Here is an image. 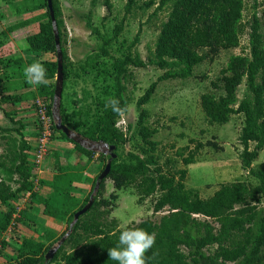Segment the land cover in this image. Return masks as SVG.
<instances>
[{
    "label": "trees",
    "instance_id": "16d2710c",
    "mask_svg": "<svg viewBox=\"0 0 264 264\" xmlns=\"http://www.w3.org/2000/svg\"><path fill=\"white\" fill-rule=\"evenodd\" d=\"M29 1L31 0H22L26 8L18 4L15 12L43 8L46 9L43 16L47 21L42 22L36 35L27 38V50L56 55L55 34L47 0H40L42 3L34 7L29 6ZM52 1L62 49L64 88L69 78L65 23L60 1ZM134 3V0H128L126 12L131 10ZM103 4L110 13V0H104ZM152 4L150 1L147 6ZM165 7H169L170 11L167 19L160 25L153 57L149 61L164 73L136 102L140 111L133 136L139 140L136 146L139 151L128 152L120 162L118 156L112 159L110 171L100 181L93 205L76 222L73 223L74 215L88 203L92 191L84 200L73 196L72 183L77 178L74 169L72 166L58 165L53 180L42 182L43 186L49 188V196H40L34 190L33 166L25 154L31 150L24 139L25 126L20 118H16L15 112L3 111L11 127H0L1 138L6 141L7 146L0 154V206L4 208L0 211V235L10 226L15 230L17 223L24 218L28 205L19 212V218H15L18 212L14 201L27 192L31 194L29 202L41 205L45 216L65 221L68 228L73 223L71 233L51 260L45 261V254L51 246L32 238L18 237L14 238L20 244L16 257L7 264H117L109 258L108 249L116 246L120 232L124 229H118L113 222L104 219L113 208L112 200L117 198L116 194H111L110 199L103 196L106 179H110L117 190L136 183L141 198L156 199L154 213L166 211L158 221L146 219L125 228H140L154 234L155 243L145 253L146 264H264V163L254 165L264 149V16L262 20L257 14L252 17L250 55L230 56L220 76L212 83L214 89L220 90V94L206 92L200 97L202 111L210 125L222 126L228 124L233 116L242 115L243 125L238 137L243 148L240 158L256 184L250 185L245 181L224 183L211 196L203 198L199 190L186 187L185 168H171L177 161L160 163L157 156L158 142L153 140L157 129L147 124L144 106L149 103L160 82L192 78L194 69L204 61H212L221 50L239 47L244 2L160 0L157 10ZM86 25L103 41L101 54L108 55L107 46L122 31V23L115 27L110 38L102 36L90 19H87ZM138 41L139 35L134 38L129 49L134 48ZM2 45L0 42V48ZM35 62L41 63L46 69L48 83L37 86L35 93L30 94L34 98H42L44 103L48 102L47 112L52 116L55 84L50 81L56 77L57 61L29 60L27 65ZM16 63L18 58H7L0 54V72ZM146 65L138 54L132 53L115 60L112 64L114 87L112 90H104L103 97L97 99L98 112L94 120L80 122L66 112V107L61 102L59 113L62 124L90 141L114 146L113 153L116 154L120 146L129 143V138L117 124L130 104V99L125 96L123 81L130 76L131 66L141 68ZM104 72L108 73L109 70ZM242 84L246 87V93L239 100L238 88ZM3 92L2 89L0 109H3V103L20 102L25 98L24 95H3ZM110 99L119 101L122 110L120 113L106 107ZM131 128L132 126H127L128 131ZM53 132L60 133V137L73 146V152L88 157V160L95 156L94 152L56 130L55 125ZM252 143L254 147L251 149ZM206 145L214 150L222 149L216 142H208ZM201 147L203 145L198 143L196 150H191L188 156L183 155L187 146L177 153L184 166L194 163ZM99 158L109 160L110 155L99 154ZM97 179L98 177L92 184V190ZM0 243L4 245L5 241Z\"/></svg>",
    "mask_w": 264,
    "mask_h": 264
},
{
    "label": "rangeland",
    "instance_id": "374dc122",
    "mask_svg": "<svg viewBox=\"0 0 264 264\" xmlns=\"http://www.w3.org/2000/svg\"><path fill=\"white\" fill-rule=\"evenodd\" d=\"M13 1V3H9L0 0V42L3 43L2 47H6L5 43L7 42L8 48L11 49L6 48L7 51H4V53L12 52L11 58H18V63L11 66L12 69L8 75L7 73L0 74V86L1 82L7 80L9 75H13L18 80L10 83L11 95H24L25 98L20 102L9 103L8 107L7 103H3V111H7L8 108L9 112H15L16 118H20L25 126L23 132L33 130L34 134L37 135L33 138V143L28 140L26 135L24 137L31 144L32 150L30 151L33 155L29 158V161L34 166V170L37 169L39 170L38 172H41V167L45 166L47 160L52 162L49 170L55 172V174H57V165L59 163L63 167L72 166L74 174L81 175L88 186L87 190L81 193L84 196L82 200L88 197L90 191H92L91 195L95 196L97 191H95V188L92 190V184L96 177H99L104 171L108 162L106 159L99 158V154L108 155L106 154L107 148H101L105 153L98 149H89L99 159L98 162L92 164L91 160L87 159L88 157L73 152L70 148L61 147V145L58 148L55 143L57 141L64 143L66 140L60 137V133H54L48 144L46 155L39 164L34 162L37 159V146L41 130L38 110L40 105H47L48 102L44 103L42 98H34L30 93H22L24 85L30 84L26 82L24 75V69L28 66L27 62L29 60H25L22 57L21 48H27V38L31 35L25 37L27 35L25 32L20 35H14V32L31 22H38L37 31L39 32L42 21L46 22L47 18L41 15L19 22L18 16L33 11L17 13L15 10L19 6L18 4H21L24 8L26 6L22 0ZM59 1L65 23V49L69 58V78L63 88L59 102L60 105L62 102L66 107V112L69 115H73L75 119L78 118L80 122L94 120L98 112L96 107L97 99L103 97L104 90H112L114 87L112 64L115 60L122 59L126 54L132 53L133 55L138 54L147 64L141 68L131 66L129 68L130 76L123 81L126 87L125 96L130 99V104L119 117L117 124L118 128L129 138V143L125 146H120L115 154L119 157L118 162H120L126 157L128 152L139 151L136 147L139 140L133 136L140 111L136 102L145 93V90L164 73V71L151 65L149 61L153 57L154 45L160 25L167 19L170 8L165 7L163 10H157L160 0H134L135 3L131 10L126 12L128 0H110L112 9L109 13L103 4L104 0ZM150 1L153 4L147 6ZM243 2L244 11L239 47L221 50L212 61H204L194 69L192 78L160 82L151 100L144 106L147 111V124L157 129L153 140L158 142L157 156L160 163H166L168 160L177 161L176 164L170 167L172 169L185 168L187 170L186 187L199 190V194L203 198L211 196L224 183L245 181L250 185L256 184L254 178L248 174V170L243 167L240 158L243 148L239 143L238 137L243 125L242 115L233 116L228 124L222 126L210 125L200 104V97L203 93L216 92L220 94V90L214 89L212 83L220 76V72L225 68L230 56L250 55V24L254 14H257L259 19H263L264 0H243ZM40 3H42L40 0H31L29 1V6L34 7ZM87 19L91 20L93 27L105 38L112 37L115 27L122 23V31L107 46L108 55L101 54L103 41L87 27ZM137 35H139V41L130 50L129 46ZM18 40H21L22 43ZM1 54L3 55V53ZM52 60L57 61L56 55L52 54ZM105 70H109V72L105 73ZM50 82L56 84V77ZM3 88L6 89L4 86ZM9 90L5 91L10 92ZM36 90L37 86H35L33 94ZM245 93L246 87L242 84L238 88L239 100L243 99ZM26 110L30 112L32 117L28 122L25 117L18 114L26 112ZM75 113L78 115L76 116ZM0 116V126L5 127L7 125V117L4 114ZM50 119L54 124L56 123L54 116H51ZM128 125L132 126L130 131L127 130ZM12 126L14 125L12 124ZM1 137L2 134L0 132V154L7 148L6 141L2 140ZM81 138L86 139L82 136ZM208 142H216L222 149L214 150L206 145ZM91 143L96 142L91 141ZM198 143H201L203 147L199 149L194 163L184 166L177 153L187 146L188 149L183 151V155L188 156L191 150H196ZM253 147L254 144L252 143L250 148L252 149ZM72 155L79 156L80 159H86L80 160L78 158L77 160L72 158ZM260 163H264V149L254 165ZM1 172L2 170L0 169V174ZM44 187L43 185L39 187L36 185L34 190L40 196H49L50 190ZM75 191L76 189L74 188L73 192ZM111 194H116L117 198L112 200L113 208L104 219L108 222H113L118 229H125L127 226L137 224L146 219L158 221L166 213L165 210L154 213L153 206L156 199L151 197L141 198L142 195L136 188V183L128 184L121 190H117L114 188L112 181L106 179L103 196L110 199ZM32 204L34 203L32 202ZM35 205H38V203H35ZM14 206L18 211L20 209L23 210L22 206L27 205H24L22 200L19 199L14 201ZM37 207L38 211H36L35 206L34 208L31 207L30 210L29 208L26 209L24 218L17 223L15 230L13 226H10L8 230L0 235V242L5 241L4 245L1 244L0 250L2 264H7L16 257V250L20 247V244L14 239V236L39 240L52 248L67 234L70 226L68 228L65 221L54 223L42 214V209L39 205ZM3 209L0 206V211ZM15 218H19V213L15 214ZM22 223L25 226L23 231H21L19 225L21 224L22 226Z\"/></svg>",
    "mask_w": 264,
    "mask_h": 264
},
{
    "label": "crops",
    "instance_id": "0c3cea01",
    "mask_svg": "<svg viewBox=\"0 0 264 264\" xmlns=\"http://www.w3.org/2000/svg\"><path fill=\"white\" fill-rule=\"evenodd\" d=\"M24 12V11H23ZM45 12H46V9H43V8H41V9H38V10H35V11H33V12H31V13H24V15H22V16H18L17 17V19L19 20V22H21V21H25V20H27V19H30V18H32V17H39V16H41V15H43V14H45ZM7 20V19H6ZM42 22H44V21H42ZM38 23V22H37ZM36 22H31L30 24H28V25H26V26H24L23 28H21V29H19V30H17L16 32H14V35H20L22 32H25V34H27V35H25V37L26 36H28V35H33V34H35V33H37L38 31V26H39V24H37ZM20 31V32H19ZM11 41V40H10ZM18 41H20L21 43H22V41L21 40H18ZM20 42H19V45H20ZM14 43H16V42H14ZM27 45V44H26ZM5 46L6 47H2L1 49H0V54L1 53H3V55L5 56V57H7V58H9V57H11L12 56V52H8V53H4V51H7V49H11V48H8V46H7V42L5 43ZM21 47V46H20ZM7 48V49H6ZM22 50H21V52H23V55H22V57L25 59V60H38V59H41V60H46V61H53L52 60V54L51 53H48V52H34V51H29V50H27V48L26 47H23V48H21ZM8 50V51H9ZM14 55V54H13ZM20 55V54H19ZM12 68L10 67V68H8V69H3V70H1V72H0V74H4V73H7V75H8V73H10L9 71L11 70ZM14 71V70H13ZM16 80H18L17 79V77H15V76H13V75H9L8 77H7V80H4L3 82H1V87H0V94H1V91H2V89L4 90V92H3V95H11V89H10V83L11 82H13V81H16ZM5 84V85H4ZM4 87H6V89L5 88H3V86ZM24 85V84H23ZM10 89V90H9ZM5 90H9L10 92H6ZM35 90V86H33V85H27V86H25L24 85V89L22 90V93H32L33 91ZM4 107V105H2V108ZM7 107H8V104H7ZM9 107H10V105H9ZM1 111H0V115H2V114H4V112H3V109H0ZM7 112H9V110H8V108H7ZM2 113V114H1ZM18 114H21V116H23V117H25L26 118V120H27V122H28V120H30V119H32V117H31V114H30V112H28L27 110H26V112H23V113H18ZM5 116V115H4ZM0 119H1V116H0ZM5 126H7V127H11V123L9 122V119L7 118V125H5ZM1 127V126H0ZM23 134H24V137H25V135L27 136V138H28V140L31 142V143H33L34 142V140H33V138H35L37 135L36 134H34V132H33V130H27V132H23ZM29 141H27V143L29 144V145H31L30 144V142ZM55 143V142H54ZM53 143V144H54ZM55 145H57V147L59 148V146L61 145V147L62 146H64V148L65 147H67V148H70L71 150H73V146L68 142V141H65L64 143H62V142H56L55 143ZM31 150H32V148H31ZM25 154L27 155V157H28V160H29V158L33 155L32 153H31V151L29 150V151H26L25 152ZM72 158H74V159H77L78 160V158H79V156H76V155H72ZM48 159V158H47ZM80 159V158H79ZM82 159H86V158H81L80 160H82ZM98 157H97V155L96 156H94L92 159H91V162H92V164H94L95 162H98ZM49 160H47L46 162H45V166L43 167H41V172H38L39 170H34L33 171V175H34V184H35V187H36V185L39 187V186H41L42 185V182H51L52 180H53V178H54V176L56 175L55 174V172H52V171H50L49 170V167L50 166H52V162L50 161V162H48ZM30 162V161H29ZM48 162V164H47V166H46V163ZM31 163V162H30ZM61 163H59V165H60ZM58 166V165H57ZM61 166H63L62 164H61ZM34 169V168H33ZM56 173H57V171H56ZM84 175H85V173H84ZM76 177L78 178H76V180L72 183V186H73V188H75L76 189V191L75 192H73L72 193V195L73 196H75L76 198H78V199H82V198H84V196H83V194H81L82 192H84L85 190H87V183L84 181V178H82V176L81 175H78V174H76ZM45 189H47V190H49V188H46V187H44ZM36 189V188H35ZM81 191V192H80ZM30 197H31V195H30ZM30 197H29V199H30ZM32 202L33 201H31V202H25L24 203V205L26 204V205H28V207H27V209L29 208V210H30V208L32 207V208H34V206L36 207V211H38V205H35V202H33L34 204H32ZM40 206V208L42 209V206L41 205H39ZM23 207V209L24 208H26V206H22ZM28 210V211H29ZM42 214H43V212H42ZM44 215V214H43ZM45 216V215H44ZM45 217H47V216H45ZM48 219H50L51 221H53L54 223H62L63 221H59V220H55V219H52V218H49V217H47ZM20 225V228H21V231H23L24 230V227L25 226H23V223H22V226H21V224H19ZM19 225H18V229H19ZM19 236H15V238H18ZM20 238V237H19ZM0 264H2V261H1V259H0Z\"/></svg>",
    "mask_w": 264,
    "mask_h": 264
},
{
    "label": "clouds",
    "instance_id": "9594fccd",
    "mask_svg": "<svg viewBox=\"0 0 264 264\" xmlns=\"http://www.w3.org/2000/svg\"><path fill=\"white\" fill-rule=\"evenodd\" d=\"M24 75L30 85L41 86L48 83L46 69L39 62L28 65L24 69ZM106 107H111L116 113L122 111L117 99H110ZM154 243V234L144 229H124L120 232L116 246L108 249V255L117 264H146L145 253Z\"/></svg>",
    "mask_w": 264,
    "mask_h": 264
},
{
    "label": "water",
    "instance_id": "95a60500",
    "mask_svg": "<svg viewBox=\"0 0 264 264\" xmlns=\"http://www.w3.org/2000/svg\"><path fill=\"white\" fill-rule=\"evenodd\" d=\"M47 6L49 9V13H50V17H51V21H52V25H53V31L55 34L56 58H57V73H56V84H55L53 106H52V116H54V118H55L56 130L62 131L69 139L73 140L74 142H76L80 146H82L86 149H91V148L96 149V150L98 149L99 151H102L101 148H107L108 149L106 154L110 155V159L108 160L104 171L99 175V177L96 181L95 191H97L99 188L100 181L104 180L110 171L112 159L116 157V155L113 153L114 146H108L107 144H102L100 142H96V143L92 144L90 140L82 139L80 135L74 133L72 130L67 128L61 122V118L59 115V108H60V102L59 101L61 100V97H62L63 84H64L62 49L60 46L59 35H58V31H57V24H56V20H55V16H54L53 1L47 0ZM102 152L105 153L104 151H102ZM93 202H94V196L91 195L88 203L81 210L76 212V214L74 215L73 223L76 222L81 215L86 213L91 208V206L93 205ZM73 223L70 225V228H69L67 234L60 240V242L56 246L50 248L49 251L45 254V261L51 260L54 257V255L56 254L60 245L65 241L67 236L71 233Z\"/></svg>",
    "mask_w": 264,
    "mask_h": 264
},
{
    "label": "built area",
    "instance_id": "2783aa9c",
    "mask_svg": "<svg viewBox=\"0 0 264 264\" xmlns=\"http://www.w3.org/2000/svg\"><path fill=\"white\" fill-rule=\"evenodd\" d=\"M38 111L41 122V130H40V136L38 139V146H37V154H36L37 159L34 161L37 164L40 163L41 159H43V157L46 155L48 151V144L50 143L54 135L53 125H55L53 121L50 119L51 116L48 115L47 107L45 104L40 105V109ZM30 195H31L30 192H27L20 198V200H22L23 203L28 202ZM20 211L21 209L18 210L17 212L19 213ZM0 250H1V243H0Z\"/></svg>",
    "mask_w": 264,
    "mask_h": 264
}]
</instances>
